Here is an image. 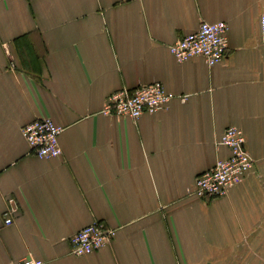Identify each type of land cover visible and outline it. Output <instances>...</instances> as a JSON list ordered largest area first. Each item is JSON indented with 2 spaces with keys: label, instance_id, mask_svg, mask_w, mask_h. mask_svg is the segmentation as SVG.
<instances>
[{
  "label": "crops",
  "instance_id": "obj_1",
  "mask_svg": "<svg viewBox=\"0 0 264 264\" xmlns=\"http://www.w3.org/2000/svg\"><path fill=\"white\" fill-rule=\"evenodd\" d=\"M263 14L264 0H0V264H264ZM202 21L228 24L222 61L179 62L170 45ZM155 81L175 95L166 108L104 112ZM47 116L64 129L50 159L21 131ZM230 126L254 166L197 197L196 178L231 155ZM96 220L115 236L74 255Z\"/></svg>",
  "mask_w": 264,
  "mask_h": 264
},
{
  "label": "built area",
  "instance_id": "obj_2",
  "mask_svg": "<svg viewBox=\"0 0 264 264\" xmlns=\"http://www.w3.org/2000/svg\"><path fill=\"white\" fill-rule=\"evenodd\" d=\"M228 24L225 21H202L199 28L170 45V50L179 62L195 56L205 58L208 65L221 62L228 47ZM260 29L264 34V14L260 17ZM175 95L160 81L140 85L134 89L123 88L111 93L107 98L104 112L110 115L129 116L138 119L144 113H155L168 106ZM187 97H181L184 101ZM63 127L51 117H38L25 124L21 131L34 151L44 159L62 154L60 135ZM220 144L230 148L231 155L218 159L216 163L201 173L195 180L192 194L200 198H216L227 195L229 190L242 182L254 166V159L246 150L243 131L230 126L223 133ZM13 222L10 213H5V224ZM116 231L101 221H94L81 228L71 237L72 253L77 256L92 253L115 236ZM7 264H44L42 259L24 257Z\"/></svg>",
  "mask_w": 264,
  "mask_h": 264
}]
</instances>
